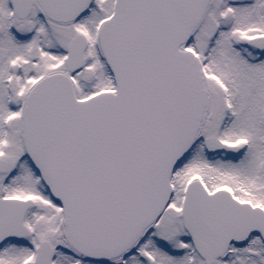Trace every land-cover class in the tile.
<instances>
[{
    "label": "snow or ice",
    "instance_id": "obj_1",
    "mask_svg": "<svg viewBox=\"0 0 264 264\" xmlns=\"http://www.w3.org/2000/svg\"><path fill=\"white\" fill-rule=\"evenodd\" d=\"M0 264H264V0H0Z\"/></svg>",
    "mask_w": 264,
    "mask_h": 264
}]
</instances>
